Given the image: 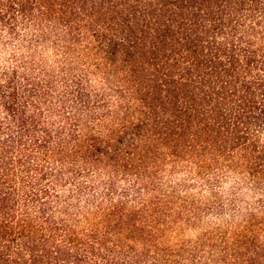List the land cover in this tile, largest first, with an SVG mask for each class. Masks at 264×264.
<instances>
[{
    "label": "trees",
    "instance_id": "trees-1",
    "mask_svg": "<svg viewBox=\"0 0 264 264\" xmlns=\"http://www.w3.org/2000/svg\"><path fill=\"white\" fill-rule=\"evenodd\" d=\"M264 0H0V264H264Z\"/></svg>",
    "mask_w": 264,
    "mask_h": 264
},
{
    "label": "rangeland",
    "instance_id": "rangeland-1",
    "mask_svg": "<svg viewBox=\"0 0 264 264\" xmlns=\"http://www.w3.org/2000/svg\"><path fill=\"white\" fill-rule=\"evenodd\" d=\"M261 139H262V141L264 142V130H263L262 133H261Z\"/></svg>",
    "mask_w": 264,
    "mask_h": 264
}]
</instances>
